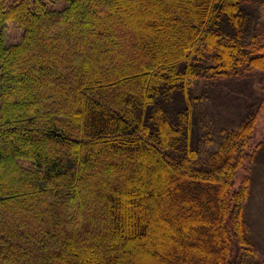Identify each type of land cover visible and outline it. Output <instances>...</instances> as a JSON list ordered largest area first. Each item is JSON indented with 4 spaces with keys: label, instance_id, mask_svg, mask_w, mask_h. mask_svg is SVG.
<instances>
[{
    "label": "trees",
    "instance_id": "obj_1",
    "mask_svg": "<svg viewBox=\"0 0 264 264\" xmlns=\"http://www.w3.org/2000/svg\"><path fill=\"white\" fill-rule=\"evenodd\" d=\"M47 1L0 0V264H264L256 115L201 156L190 85L264 70V0Z\"/></svg>",
    "mask_w": 264,
    "mask_h": 264
},
{
    "label": "rangeland",
    "instance_id": "obj_2",
    "mask_svg": "<svg viewBox=\"0 0 264 264\" xmlns=\"http://www.w3.org/2000/svg\"><path fill=\"white\" fill-rule=\"evenodd\" d=\"M64 0H49L47 5L59 9ZM255 23L264 21V5L254 2ZM259 24V25H260ZM258 25V26H259ZM256 28H259V27ZM20 29L7 23L5 43L16 41ZM193 124L199 154L214 150L222 130L235 127L247 114L256 115V135L249 141L246 156L237 170L236 184L244 177L251 179L246 202V219L260 259L264 260V70L249 68L234 75L191 81ZM60 152V150L58 151Z\"/></svg>",
    "mask_w": 264,
    "mask_h": 264
}]
</instances>
